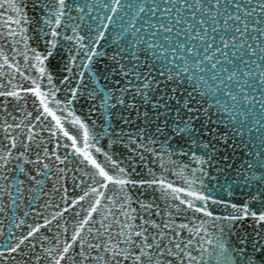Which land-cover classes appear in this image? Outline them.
<instances>
[{"label": "snow or ice", "instance_id": "6c2138e0", "mask_svg": "<svg viewBox=\"0 0 264 264\" xmlns=\"http://www.w3.org/2000/svg\"><path fill=\"white\" fill-rule=\"evenodd\" d=\"M0 264H264V0H0Z\"/></svg>", "mask_w": 264, "mask_h": 264}]
</instances>
